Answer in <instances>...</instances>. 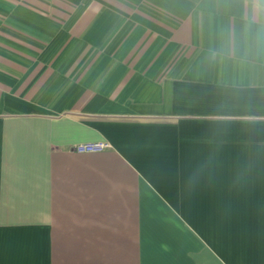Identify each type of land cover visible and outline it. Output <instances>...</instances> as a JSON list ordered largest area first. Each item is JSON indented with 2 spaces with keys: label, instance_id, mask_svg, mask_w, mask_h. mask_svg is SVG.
Masks as SVG:
<instances>
[{
  "label": "crops",
  "instance_id": "obj_1",
  "mask_svg": "<svg viewBox=\"0 0 264 264\" xmlns=\"http://www.w3.org/2000/svg\"><path fill=\"white\" fill-rule=\"evenodd\" d=\"M0 264H264V3L0 0Z\"/></svg>",
  "mask_w": 264,
  "mask_h": 264
},
{
  "label": "built area",
  "instance_id": "obj_2",
  "mask_svg": "<svg viewBox=\"0 0 264 264\" xmlns=\"http://www.w3.org/2000/svg\"><path fill=\"white\" fill-rule=\"evenodd\" d=\"M108 147L106 142H87L80 143L74 146V150L77 152H98Z\"/></svg>",
  "mask_w": 264,
  "mask_h": 264
},
{
  "label": "clouds",
  "instance_id": "obj_3",
  "mask_svg": "<svg viewBox=\"0 0 264 264\" xmlns=\"http://www.w3.org/2000/svg\"><path fill=\"white\" fill-rule=\"evenodd\" d=\"M260 3H264V0H259Z\"/></svg>",
  "mask_w": 264,
  "mask_h": 264
}]
</instances>
